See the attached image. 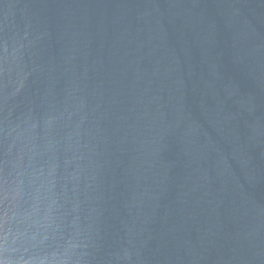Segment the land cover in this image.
<instances>
[{
  "label": "water",
  "instance_id": "water-1",
  "mask_svg": "<svg viewBox=\"0 0 264 264\" xmlns=\"http://www.w3.org/2000/svg\"><path fill=\"white\" fill-rule=\"evenodd\" d=\"M0 264H264V0H0Z\"/></svg>",
  "mask_w": 264,
  "mask_h": 264
}]
</instances>
